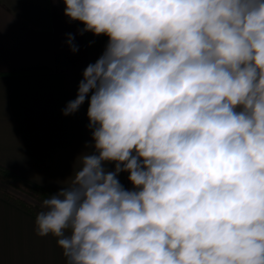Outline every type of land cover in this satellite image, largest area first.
Segmentation results:
<instances>
[{"label":"clouds","instance_id":"obj_1","mask_svg":"<svg viewBox=\"0 0 264 264\" xmlns=\"http://www.w3.org/2000/svg\"><path fill=\"white\" fill-rule=\"evenodd\" d=\"M62 2L107 43L62 109L87 100L91 139L37 235L65 264H264V0Z\"/></svg>","mask_w":264,"mask_h":264},{"label":"crops","instance_id":"obj_2","mask_svg":"<svg viewBox=\"0 0 264 264\" xmlns=\"http://www.w3.org/2000/svg\"><path fill=\"white\" fill-rule=\"evenodd\" d=\"M64 9L62 0H0V164L52 193L70 183L91 139L87 100L75 114L62 109L107 43L79 35L84 25ZM127 176L119 180L131 187ZM35 218L0 197V264H65L55 238L37 235Z\"/></svg>","mask_w":264,"mask_h":264},{"label":"trees","instance_id":"obj_3","mask_svg":"<svg viewBox=\"0 0 264 264\" xmlns=\"http://www.w3.org/2000/svg\"><path fill=\"white\" fill-rule=\"evenodd\" d=\"M52 192L0 164V197L36 217Z\"/></svg>","mask_w":264,"mask_h":264}]
</instances>
